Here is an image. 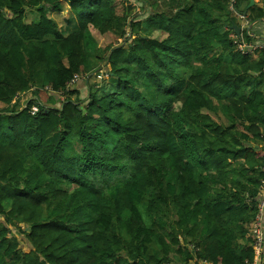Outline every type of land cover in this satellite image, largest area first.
I'll use <instances>...</instances> for the list:
<instances>
[{"label": "trees", "instance_id": "trees-1", "mask_svg": "<svg viewBox=\"0 0 264 264\" xmlns=\"http://www.w3.org/2000/svg\"><path fill=\"white\" fill-rule=\"evenodd\" d=\"M144 3L146 20L127 0H0V264L253 260L264 48L239 50L229 0ZM260 3L239 0L235 9L246 14L243 4L255 21ZM143 24L165 37L144 36ZM193 64L189 79L203 87L189 94L170 81ZM98 71L108 78L86 83L83 103L85 85H74ZM177 108L188 131H171ZM97 149L110 155L104 179L79 156ZM123 158L130 162H116ZM220 184L235 190L225 196Z\"/></svg>", "mask_w": 264, "mask_h": 264}, {"label": "clouds", "instance_id": "clouds-1", "mask_svg": "<svg viewBox=\"0 0 264 264\" xmlns=\"http://www.w3.org/2000/svg\"><path fill=\"white\" fill-rule=\"evenodd\" d=\"M198 71V66L196 64H193V67L191 69H179L177 68L175 70L176 73V79H174L173 81H170V83H177V81H183L184 82V87L187 90V93H191L193 89L197 90V92L200 91V89L203 87V83L198 80V79H189V77H193L194 72ZM216 86V85H214ZM245 91H251V89H246ZM243 94V93H241ZM261 94H262V98H264V89H261ZM235 103L237 104L238 107H240L241 109L243 107H245L244 105L241 104V102L239 101V99H237L235 101ZM259 103V102H258ZM176 113V123L173 124L171 131L173 133H180L182 131H188L189 130V123L187 120V116L188 113L186 110H181L179 108L174 110ZM254 114H258V115H262L264 116V106L260 107L259 109H257V111ZM264 130V129H262ZM140 143H144L143 140L140 141ZM139 145H137L138 147ZM79 156L82 158H85L82 160V163H90L95 165L97 168H100L102 170V174L100 176V179H104L106 177V173H103V168H104V164L105 162L110 160V155L109 153H105L103 152L102 149H97L95 152H93L91 155H89L87 152L84 151H80L79 152ZM121 156H124L123 151L121 152ZM117 163H129L130 161L127 158H123L120 160L116 161ZM246 183V181H245ZM215 188V190L217 192L223 191L225 196H229L230 193L232 191H234L235 189L232 188L231 185L228 186L227 189L224 188L223 184L220 185H214L213 186Z\"/></svg>", "mask_w": 264, "mask_h": 264}, {"label": "rangeland", "instance_id": "rangeland-1", "mask_svg": "<svg viewBox=\"0 0 264 264\" xmlns=\"http://www.w3.org/2000/svg\"><path fill=\"white\" fill-rule=\"evenodd\" d=\"M129 3H130V6H131V4H132V12L134 13V14H139L140 15V17L142 16L143 18H145L144 20H146L147 19V17H149L151 14H152V8H150V6H149V4L148 3H144V4H140V1L141 0H127ZM64 6H65V8H64V11H63V14H67V5L66 4H64ZM229 10H230V12L233 14V16H235V21H236V23H238L239 25H240V22H245L243 19H242V14L241 13H239L236 9H235V7H234V10H231V8H230V2H229ZM56 13V12H55ZM248 15H249V17H251V12L250 13H248ZM53 18H55L57 21H62V12L61 13H56V14H54L53 16H52ZM61 19V20H60ZM144 23H146V21H143ZM64 24V23H63ZM147 26V24H143V29H142V33L144 34V36H147L148 38L149 37H153V38H158V39H162V38H164L165 37V35L162 33V31L161 30H159V29H154V30H152L151 32H149L151 29H152V27L149 25L148 26V28L146 27ZM130 34V33H129ZM130 35H132V34H130ZM134 37H132V38H129V40L128 41H130V40H133V38H135V37H137L136 35H133ZM233 36H235V34H233ZM96 39H97V41H98V43L99 44H101V45H103L104 43H106L105 42V40H107V39H105L104 37H103V35H101V34H98V35H96ZM105 39V40H104ZM123 39H121V41H122ZM108 41V40H107ZM238 46V45H237ZM99 73L97 74V73H95V74H93V75H91L90 76V78L87 80L86 78V82H85V79H83L82 77V79H80L79 81H77L76 83H75V85H74V87L75 88H80V87H84V85H85V87H84V89L83 88H81L83 91H82V93L80 94V99L83 101V103H84V100L86 99V97H87V89L85 90V88H87V84L86 83H88V84H90V83H93V82H100V80H101V78H102V76H104V79L105 78H108V75L107 74H103L101 71H98ZM96 74L98 75V77L96 78V80L95 81H93V79H94V76H96ZM101 74V76H99ZM83 77H85V76H83ZM145 91V93L147 94H143V96H142V98H141V100L143 101V98L144 99H148V97H149V95H148V91H146V90H144ZM29 97L30 96V92H28L27 94H25L24 96L23 95H21V98H22V100H24L26 97ZM60 99H63V97H61ZM80 99H74V101L75 102H77V103H79L80 102ZM60 104H58V106H59ZM24 106H25V104H24ZM260 195V194H259ZM258 205H259V202H258ZM44 215L45 216H49L48 215V213H47V211H45V213H44ZM4 221V217H2V216H0V222H3ZM251 225V224H250ZM249 225V226H250ZM252 225H253V223H252ZM252 225L250 226V229H249V231L250 232H252ZM13 229V233H18L17 231H16V229L15 228H12ZM252 234H253V232H252ZM20 235V240H21V243H20V246H21V248L22 249H24L25 251H29V249L31 248V245H30V243L24 238V236L23 235H21V234H19ZM254 235V234H253ZM255 238V237H254ZM255 243H256V239H254V241L251 243V246H252V248H253V250H254V253H255V255H256V258H255V255H254V258H253V260L252 261H247L246 262V264L247 263H249V264H254V263H256V262H259V260H261V253H259V254H257L256 253V250H255ZM263 257H264V255H263ZM189 264H191V263H189ZM192 264H193V262H192ZM262 264H264V259H263V263Z\"/></svg>", "mask_w": 264, "mask_h": 264}, {"label": "crops", "instance_id": "crops-1", "mask_svg": "<svg viewBox=\"0 0 264 264\" xmlns=\"http://www.w3.org/2000/svg\"><path fill=\"white\" fill-rule=\"evenodd\" d=\"M229 2H230V0H229ZM237 2L239 4V0H237ZM247 4H248L249 8L253 7V6H257V5H259L261 7V5H262L260 3V0H253V5H251L250 0H247ZM242 7L245 8V13H246V14H242V15H246V18L245 19L242 18L245 21L244 23L240 22L241 26H239V27H241V33H240V35H236V33H235V36H236L235 42L238 43V45L240 43H244V45L247 46V48L244 49V51L239 49L244 54L257 52L259 50H262V48H264V17H262L261 19L255 20V21H251V17H249V15H248V13H250V12L247 11V8L244 7L243 4H242ZM246 36L251 37L252 40L247 41ZM263 224H264V214H263Z\"/></svg>", "mask_w": 264, "mask_h": 264}, {"label": "built area", "instance_id": "built-area-1", "mask_svg": "<svg viewBox=\"0 0 264 264\" xmlns=\"http://www.w3.org/2000/svg\"><path fill=\"white\" fill-rule=\"evenodd\" d=\"M237 3V0H230V8L231 10H234V7ZM243 19L246 18V15L241 16ZM239 49L244 51V49L247 48V46L244 45V43H240L238 45ZM37 107L32 108V113H35L37 111ZM263 214H264V181L261 185V192H260V199H259V205H258V214L254 220V223L252 225V232L254 234V237L256 239L255 243V250L256 253H261V260L259 262H256L254 264H262L263 263V255H264V224H263ZM255 255V253H254ZM256 258V255H255ZM254 258V259H255ZM249 264V263H247Z\"/></svg>", "mask_w": 264, "mask_h": 264}, {"label": "water", "instance_id": "water-1", "mask_svg": "<svg viewBox=\"0 0 264 264\" xmlns=\"http://www.w3.org/2000/svg\"><path fill=\"white\" fill-rule=\"evenodd\" d=\"M250 1H251V5H253V0H250ZM231 28L235 31L236 35H240L241 27H239L236 24H233Z\"/></svg>", "mask_w": 264, "mask_h": 264}]
</instances>
